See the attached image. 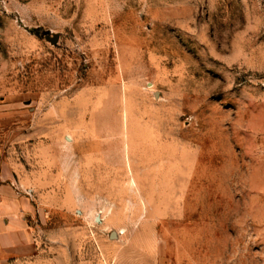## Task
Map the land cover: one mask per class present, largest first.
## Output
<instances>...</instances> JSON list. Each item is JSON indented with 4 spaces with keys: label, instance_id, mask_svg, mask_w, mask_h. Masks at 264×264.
<instances>
[{
    "label": "rangeland",
    "instance_id": "rangeland-1",
    "mask_svg": "<svg viewBox=\"0 0 264 264\" xmlns=\"http://www.w3.org/2000/svg\"><path fill=\"white\" fill-rule=\"evenodd\" d=\"M13 171L37 263L264 264V0H0Z\"/></svg>",
    "mask_w": 264,
    "mask_h": 264
},
{
    "label": "crops",
    "instance_id": "crops-1",
    "mask_svg": "<svg viewBox=\"0 0 264 264\" xmlns=\"http://www.w3.org/2000/svg\"><path fill=\"white\" fill-rule=\"evenodd\" d=\"M35 175L41 183L43 179V183H46V179L50 178L45 171ZM16 178H21L19 172L11 174V180L6 183H0V257L6 259V264H40L33 260L36 258L40 262L41 258L32 228L33 217L38 209L32 202L35 188L29 182L25 183L22 185L23 193Z\"/></svg>",
    "mask_w": 264,
    "mask_h": 264
},
{
    "label": "water",
    "instance_id": "water-1",
    "mask_svg": "<svg viewBox=\"0 0 264 264\" xmlns=\"http://www.w3.org/2000/svg\"><path fill=\"white\" fill-rule=\"evenodd\" d=\"M51 43H55L58 39V35L57 34H53L51 37L47 38Z\"/></svg>",
    "mask_w": 264,
    "mask_h": 264
}]
</instances>
